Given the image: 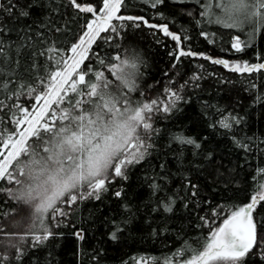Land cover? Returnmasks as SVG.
<instances>
[{"label": "trees", "instance_id": "obj_1", "mask_svg": "<svg viewBox=\"0 0 264 264\" xmlns=\"http://www.w3.org/2000/svg\"><path fill=\"white\" fill-rule=\"evenodd\" d=\"M206 2L164 0L153 7L146 0H123L118 15L143 20L113 21L123 25L119 33L102 31L81 68L88 66L86 79L94 80L96 72H103L111 91L129 98L133 107L157 101L152 112L145 113L151 127L139 133L143 159L128 166L127 179L114 177L106 183L107 191L99 199H81L77 191L76 203L57 205L67 215L49 211L44 222L52 235L39 243L34 237L45 233L33 227L32 208L8 191L20 186L0 181V264L184 263L193 254L190 249L203 250L211 232L233 209L264 193V70L239 73L213 63H264V29L252 35L248 26L227 29L210 23L211 18L203 14ZM12 3L17 7L9 15L3 10L10 6L9 0H0V42L6 53L0 55V83H15L0 90V99L10 96V90L22 82L39 90V77L53 66L46 49L54 47L67 58L86 25L103 8V0H77L82 7H92L91 13L80 12L70 0ZM20 11L29 15L20 16ZM136 24L139 26H131ZM148 25H167L171 32L187 35L181 47L201 55L181 57L177 62L170 55L176 51L175 42ZM233 36H239L242 51L232 48ZM129 58L136 64L132 90L111 70L112 65ZM129 71L133 70L125 68ZM173 92L179 98L164 111ZM5 103L35 105L27 94L19 100L14 96L5 99ZM224 117H235L238 122L231 121V130L224 129L219 124ZM0 118L5 132L16 131L7 107L0 110ZM177 136L191 138L200 147L181 144ZM118 191L119 197L115 195ZM165 205L171 211H165ZM261 205L264 201L253 217L264 238ZM117 225L121 231L112 239ZM261 250L264 245L246 258V264H264Z\"/></svg>", "mask_w": 264, "mask_h": 264}, {"label": "snow or ice", "instance_id": "obj_2", "mask_svg": "<svg viewBox=\"0 0 264 264\" xmlns=\"http://www.w3.org/2000/svg\"><path fill=\"white\" fill-rule=\"evenodd\" d=\"M70 2L80 12H93L92 7H82L77 0ZM146 2L155 7L164 0ZM9 5L7 8L0 5V8L12 15L17 5L12 0H9ZM122 5L123 0H103V8L99 10L102 15L86 25L87 31L80 38L79 44L71 49L72 56L65 58L54 47L46 49L53 66L45 76L39 77L42 87L38 90L36 85L22 82L17 88L11 89L10 96L5 98L11 99L14 96L19 100L27 94L38 107L33 105L29 108L17 103L8 106L5 99H0V110L7 107L16 125L14 133L5 132L0 127V181L19 185L20 188L28 182L27 192L22 193L20 188L8 191L14 199L35 202L33 227H38L45 233L43 237H34L37 243L52 235L44 222L45 215L49 211L67 215L57 205L64 203L70 206L76 203L78 196L74 190L86 186L89 189L86 196L99 199L100 193L107 191L106 183H111L114 177L127 179L128 166L143 159L144 152L140 151L142 137L138 128L142 126L147 130L151 127L145 113L152 112L157 101L133 107L129 98L111 91V82L103 72H96L94 80L86 79L89 76L88 66L81 68L88 58L86 53L90 51L99 32L110 30L119 33L123 25L113 24V21L143 20V17L118 15ZM204 9L203 14L211 18L210 23L223 25L227 29L242 30L248 26L252 29V35L257 30L264 29V0H207ZM19 15L27 17L29 13L20 11ZM144 23L147 24V21ZM148 26L159 28L175 42L176 51L170 55H174L177 62L181 57L201 55L181 47L189 38L187 35L182 37L173 33L167 25ZM232 48L237 52L243 50L239 36H233ZM0 55H6L2 42ZM100 63L103 64L104 61L100 60ZM213 63L222 64L230 71L239 73L264 70V63L230 65L223 60H213ZM135 67L134 59L129 58L121 60L119 65H112L111 70L125 87L132 90L135 87ZM125 68L133 71L125 72ZM9 83L15 81L0 83V90L8 89ZM171 96L164 111H168L179 98L175 92ZM231 121L238 122L235 117L231 120L224 117L219 124L222 128L231 130ZM2 124L3 118H0V125ZM176 140L181 144L200 147L191 138L177 136ZM238 146L248 150L247 145H240L238 142ZM33 193L38 194L34 196ZM66 195L67 200L63 199ZM115 195L119 197L121 193L118 191ZM80 198L83 199L84 196ZM261 201H264V193L253 196L246 206L233 209L222 225L211 232L203 250L190 249L193 254L186 264H246V258L255 255L254 250L264 245V238L253 217V211ZM165 211H171V206L165 205ZM119 231L121 228L117 225L111 238L116 239V232ZM76 235L78 239H83L81 233ZM260 255L264 259V250L260 251Z\"/></svg>", "mask_w": 264, "mask_h": 264}, {"label": "rangeland", "instance_id": "obj_3", "mask_svg": "<svg viewBox=\"0 0 264 264\" xmlns=\"http://www.w3.org/2000/svg\"><path fill=\"white\" fill-rule=\"evenodd\" d=\"M99 15H102V12H100ZM99 15H98V16H99ZM96 18H97V16H96L94 19H92L90 22L95 21ZM86 31H87V28H86L85 32H86ZM85 32H84V33H85ZM101 32H102V31H101ZM101 32H99V34H100ZM84 33H83V35H84ZM99 34H98V35H99ZM83 35H82V36H83ZM98 35H97V37H98ZM82 36H81V37H82ZM81 37H80V38H81ZM97 37H96V38H97ZM80 38H79V40L77 41V43H76L75 45L79 44ZM94 41H95V40H94ZM94 41H93V42H94ZM92 44H93V43H92ZM71 49H72V48H71ZM88 53H89V52L86 53V56L88 55ZM72 55H73V53H72L71 50H70V53H69L68 57H70V56H72ZM35 105H36V102H35ZM36 106L38 107V105H36ZM21 127H23V126H21ZM141 129H143L142 126H141L140 128H138V132H139V133L141 132ZM144 130H145V129H143V131H144ZM142 145H143V144L141 143V146H142ZM140 151H143V150H141V148H140ZM20 178L23 179V177H20ZM88 190H89V189H87V187L85 186V187H81V188H79V189H77V190H74V191H75V192H77V191L80 192V193H81V196H82V195H83V196H86V192H87ZM263 191H264V190H263ZM82 192H84V193H82ZM11 196H12V198H13V195H11ZM65 197H67V195H66ZM216 229H217V228H216ZM216 229H215V230H216ZM178 264H186V262H184V263H178Z\"/></svg>", "mask_w": 264, "mask_h": 264}, {"label": "clouds", "instance_id": "obj_4", "mask_svg": "<svg viewBox=\"0 0 264 264\" xmlns=\"http://www.w3.org/2000/svg\"><path fill=\"white\" fill-rule=\"evenodd\" d=\"M27 181L21 186V188H20V191L22 192V193H24V192H27ZM38 193H33V195L35 196V195H37ZM39 194L42 196L43 195V193L42 192H39ZM25 204H28V205H30V207L32 208V210H33V216H35L36 215V213H35V202L33 201V202H29L27 199H21Z\"/></svg>", "mask_w": 264, "mask_h": 264}]
</instances>
